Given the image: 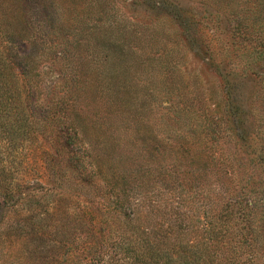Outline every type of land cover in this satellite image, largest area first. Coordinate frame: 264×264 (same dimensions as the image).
I'll return each instance as SVG.
<instances>
[{
    "label": "rangeland",
    "instance_id": "obj_1",
    "mask_svg": "<svg viewBox=\"0 0 264 264\" xmlns=\"http://www.w3.org/2000/svg\"><path fill=\"white\" fill-rule=\"evenodd\" d=\"M0 51L33 127L0 134V264H38L33 229L58 196L108 204L72 170L83 154L121 198L173 197L194 228L253 201L260 253L239 264H264V0H0Z\"/></svg>",
    "mask_w": 264,
    "mask_h": 264
},
{
    "label": "trees",
    "instance_id": "obj_2",
    "mask_svg": "<svg viewBox=\"0 0 264 264\" xmlns=\"http://www.w3.org/2000/svg\"><path fill=\"white\" fill-rule=\"evenodd\" d=\"M16 79L15 65L0 51V134L8 137L12 145L17 142L16 134L26 136L30 134L27 128L33 129L32 115L28 104L21 102L22 91L20 88L18 92ZM52 121L53 118H48L42 123L47 127ZM61 132L59 129L58 133ZM70 135L78 136L76 132ZM29 139L36 141L34 135ZM83 155L74 160L76 165L72 170L88 187L93 186L97 178L110 187V197H106L108 204L93 201L91 206L85 205L79 201L82 195L76 197L75 191L70 190L58 196L51 206L52 213L33 229L36 232H33L32 257L38 264H239L244 255L248 263L257 260L260 251L256 244L257 213L252 212L253 201L228 199L221 209L223 213L210 219L206 227L194 228L193 215L186 213V218L181 219L179 207L174 208L173 197L164 201V207L158 196L147 190L140 191L144 187L139 185L137 192L121 198L117 185L104 174L100 165L92 160L93 170H89ZM231 174L228 172L229 176ZM191 182L190 177H185L186 192L192 189ZM261 189L264 188L259 184L250 192ZM162 207L168 209V213H158ZM190 236L195 237L192 240ZM233 241L237 242L236 246ZM225 246H228L227 255L223 253Z\"/></svg>",
    "mask_w": 264,
    "mask_h": 264
}]
</instances>
